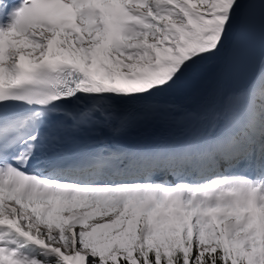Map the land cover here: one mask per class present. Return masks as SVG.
I'll use <instances>...</instances> for the list:
<instances>
[{
  "label": "snow or ice",
  "instance_id": "6c2138e0",
  "mask_svg": "<svg viewBox=\"0 0 264 264\" xmlns=\"http://www.w3.org/2000/svg\"><path fill=\"white\" fill-rule=\"evenodd\" d=\"M0 264H264V0H0Z\"/></svg>",
  "mask_w": 264,
  "mask_h": 264
},
{
  "label": "water",
  "instance_id": "95a60500",
  "mask_svg": "<svg viewBox=\"0 0 264 264\" xmlns=\"http://www.w3.org/2000/svg\"><path fill=\"white\" fill-rule=\"evenodd\" d=\"M257 63L253 62L246 69L241 71L239 74L231 76L232 88L239 89L244 86L249 76L256 70Z\"/></svg>",
  "mask_w": 264,
  "mask_h": 264
},
{
  "label": "bare ground",
  "instance_id": "6f19581e",
  "mask_svg": "<svg viewBox=\"0 0 264 264\" xmlns=\"http://www.w3.org/2000/svg\"><path fill=\"white\" fill-rule=\"evenodd\" d=\"M231 78H227L223 81V83L220 85V88L218 90V94L215 97L216 102H220L223 98L224 95L227 94L228 90L230 89L231 86Z\"/></svg>",
  "mask_w": 264,
  "mask_h": 264
}]
</instances>
